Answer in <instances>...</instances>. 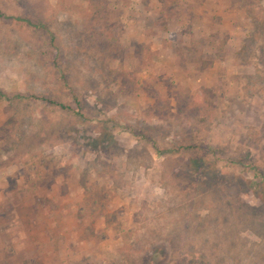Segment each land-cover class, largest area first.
<instances>
[{
  "label": "rangeland",
  "instance_id": "1",
  "mask_svg": "<svg viewBox=\"0 0 264 264\" xmlns=\"http://www.w3.org/2000/svg\"><path fill=\"white\" fill-rule=\"evenodd\" d=\"M0 91V264H264V0H0Z\"/></svg>",
  "mask_w": 264,
  "mask_h": 264
},
{
  "label": "trees",
  "instance_id": "2",
  "mask_svg": "<svg viewBox=\"0 0 264 264\" xmlns=\"http://www.w3.org/2000/svg\"><path fill=\"white\" fill-rule=\"evenodd\" d=\"M17 21H20V22H26L28 25H30V26H32V27H35V28H38V29L44 30V31H45L46 33H48V35L50 36L51 41H52V42L55 41V37H54V35L51 33V31L49 30V28H47L46 25H44V24H34V23H32V22H30V21H28V20L21 19V18H18ZM0 96L9 99V97H7V96H6L4 93H2L1 91H0ZM9 100H11V99H9ZM45 101H47V100H45ZM47 102H49V103L52 104V105H57V106H59L60 108L65 109V110H68V109H69L68 107H66V106L63 105V104H59V103H56V102H53V101H47Z\"/></svg>",
  "mask_w": 264,
  "mask_h": 264
}]
</instances>
